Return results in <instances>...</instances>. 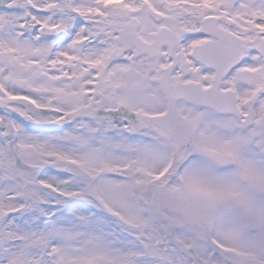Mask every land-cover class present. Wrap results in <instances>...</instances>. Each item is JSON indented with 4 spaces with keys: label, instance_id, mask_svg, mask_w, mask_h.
Segmentation results:
<instances>
[{
    "label": "snow or ice",
    "instance_id": "1",
    "mask_svg": "<svg viewBox=\"0 0 264 264\" xmlns=\"http://www.w3.org/2000/svg\"><path fill=\"white\" fill-rule=\"evenodd\" d=\"M0 264H264V0H0Z\"/></svg>",
    "mask_w": 264,
    "mask_h": 264
}]
</instances>
